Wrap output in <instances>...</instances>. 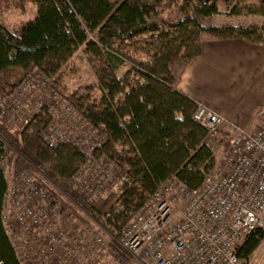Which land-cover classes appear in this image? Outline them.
<instances>
[{"label":"trees","instance_id":"trees-1","mask_svg":"<svg viewBox=\"0 0 264 264\" xmlns=\"http://www.w3.org/2000/svg\"><path fill=\"white\" fill-rule=\"evenodd\" d=\"M27 1L35 8L32 19L11 29L0 19V107L1 100L31 74L41 72L54 82L82 49L100 64L95 68L100 102L79 96L65 103L99 131L104 142L97 153L111 161L117 173L109 192L87 203L71 186L83 157L70 144L50 147L42 141L49 112L44 108L33 112L18 135L0 120V264H19L3 214L8 185L22 172L31 173L48 189L37 169L114 236L167 181L176 179L189 190H198L213 171L215 158L203 146L205 130L192 118L195 102L175 88L177 79L200 55L203 42L264 43L262 27L213 22L220 8L228 6L231 15L264 18V0ZM162 2L182 14L166 28H160L155 17ZM131 52L142 53L146 62L130 66L120 76ZM52 88L59 95L53 83ZM49 192L58 199L59 195ZM263 237L264 231L258 229L242 243L241 262L248 263ZM110 245L119 250L113 241ZM121 255L125 257L124 252Z\"/></svg>","mask_w":264,"mask_h":264},{"label":"built area","instance_id":"built-area-1","mask_svg":"<svg viewBox=\"0 0 264 264\" xmlns=\"http://www.w3.org/2000/svg\"><path fill=\"white\" fill-rule=\"evenodd\" d=\"M38 98L55 103L52 108L58 116L64 113L41 132L42 141L50 147L70 144L83 157L71 186L92 202L111 186L116 167L97 153L104 142L99 131L61 102L48 76L31 74L5 96L0 120L10 123L18 115L45 108ZM258 115L259 129L248 133L195 102L192 118L206 132L203 146L214 152L213 140L225 127L229 153L198 190L171 179L153 192L117 236L125 255L120 264L241 263L240 246L264 225V110ZM3 222L19 264H89L86 253L99 255L103 249L114 255L99 234L69 228L62 202L30 174L22 173L8 185Z\"/></svg>","mask_w":264,"mask_h":264},{"label":"rangeland","instance_id":"rangeland-1","mask_svg":"<svg viewBox=\"0 0 264 264\" xmlns=\"http://www.w3.org/2000/svg\"><path fill=\"white\" fill-rule=\"evenodd\" d=\"M230 7L231 6H228L226 8H220L219 10L220 14L214 17V20H213L214 24L216 25H236V26L255 25L258 27H262L264 29V18L258 15H255V16L254 15H239V16L231 15ZM34 13H35L34 6L30 5V3L27 0H1L0 2L1 23L3 24V26H5L8 29L18 27L22 23L29 21L30 19L34 17ZM155 17L158 21H160L158 24L159 27L166 28L168 23H174L178 21L182 17V14L180 13L177 7L171 6L167 2H162V4L159 6V9ZM126 61H127V64L122 69L121 73L119 74L120 76H123L125 72L131 68L130 66L134 64L136 66V64L138 63L146 62V58L144 57L142 53L131 52L130 56L126 58ZM97 66H100V64L98 63L96 59H93L92 61L88 58L87 55L83 53L82 49L78 50L72 56L70 61L60 70V72L56 76V79H54V82H52L53 86H55L56 89H58L59 95L63 98L61 99L62 100L61 102L65 104V102L69 98L85 96L89 102L99 103L101 92H99L98 90L97 78L95 76V68H97ZM179 78H180V75L177 79V83L179 81ZM177 83H176L175 88H177ZM3 100H1V102H3ZM38 100H40V102H42L43 104L47 105V106H44L45 108L42 111H45L46 113L49 112L50 114L53 112L52 107L55 103H51L47 100H41L39 98ZM39 111L40 110H38L37 112ZM37 112H35V114ZM32 114L34 113L18 115L16 119L10 123L8 121H3V119H1V122H4L6 124V126L9 128L12 134L18 135L24 126L23 121L25 119L31 118L33 116ZM52 115L55 118L53 117L50 119V115H49L48 116L49 122L52 119H54V121L59 120L64 115V113H59V116H58L56 113L53 112ZM66 117L71 118L73 116H70V114H67ZM63 118H65V116ZM73 119H74L73 120L74 122L78 123V126L76 127H82V125H80V122L79 120H77V118L73 117ZM243 129L246 130L245 128ZM226 132H227V129L225 127L223 128L221 127L220 134L213 140V146H214L213 154L215 158V166L213 170L218 169L222 165V162L224 161L225 157L229 153V142H228V139L226 140L224 137ZM34 170L38 176L43 178L49 184L48 185L49 188L47 190H52L53 192L57 194V196L59 195L58 199L62 202L63 210L65 211L70 221L68 222L70 224L69 228L79 227L83 229L84 231H90V232H95L99 234L101 238L103 239V241L105 242V244L111 249V252L114 254V255L109 254V251H105L104 249L100 250L99 255H94V254L87 252L85 255L86 256L85 261L89 264H120L122 261L121 258H123L121 255L123 250L119 247L117 243V236H114L110 234L108 231H106L96 220L90 217L81 207H79L74 201H72L62 191H60L59 188H57L41 172H39L37 169H34ZM22 173L32 175L31 173H28V172H22ZM116 173L117 171L115 172L113 176V180L116 178ZM20 174L17 175L16 177L18 178ZM13 179L11 180V182L13 181ZM112 182L110 185H112ZM108 192L109 191L105 190L97 198L103 197ZM70 212H73L74 214H76V216L72 215ZM261 229L264 231V225H263V228ZM112 241L118 245L119 252L116 251L110 245ZM263 260H264V237L261 239V242L259 246L257 247V249L251 255L248 264H260ZM240 264H246V263L241 262Z\"/></svg>","mask_w":264,"mask_h":264},{"label":"crops","instance_id":"crops-1","mask_svg":"<svg viewBox=\"0 0 264 264\" xmlns=\"http://www.w3.org/2000/svg\"><path fill=\"white\" fill-rule=\"evenodd\" d=\"M177 90L254 133L264 110V43L203 42L200 55L180 74Z\"/></svg>","mask_w":264,"mask_h":264}]
</instances>
